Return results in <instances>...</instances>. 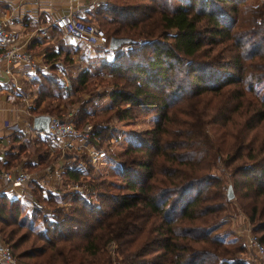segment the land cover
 Wrapping results in <instances>:
<instances>
[{
    "label": "trees",
    "instance_id": "1",
    "mask_svg": "<svg viewBox=\"0 0 264 264\" xmlns=\"http://www.w3.org/2000/svg\"><path fill=\"white\" fill-rule=\"evenodd\" d=\"M93 19L107 39L130 42L103 66L110 87L95 96L107 97L106 104L88 111L87 99L70 101L77 104L76 122L84 125L95 115L86 137L92 144L113 131L111 119L155 113L153 126L107 154L112 178L89 174L90 163L81 173L75 160L61 168L63 180L81 177L95 202L74 192L63 209L36 186L34 207L23 215L22 206L0 192V223L10 227L0 226L3 242L16 259H34L29 264H106L110 241L113 264H247L242 246L228 245L216 231L228 215L220 178L210 169L219 155L250 232L263 242L264 1L177 0L169 6L168 0H103ZM59 54L44 52L51 70ZM87 74L81 69L73 76V91L86 90ZM35 81L30 110L62 118L68 102L41 105L57 98L48 89L58 87L55 77L39 74ZM21 138L14 131L9 141ZM35 150L40 164L47 151ZM12 151L5 152L6 162ZM41 202L51 206L50 218L40 216L43 227L35 229ZM31 235L27 248L14 253Z\"/></svg>",
    "mask_w": 264,
    "mask_h": 264
},
{
    "label": "rangeland",
    "instance_id": "2",
    "mask_svg": "<svg viewBox=\"0 0 264 264\" xmlns=\"http://www.w3.org/2000/svg\"><path fill=\"white\" fill-rule=\"evenodd\" d=\"M102 1L103 0H100V5ZM176 1L177 0H168L169 6H172ZM245 1L252 5H259L264 0H245ZM99 22L97 21L98 24ZM101 27L103 26L101 25ZM73 39L74 38H71L70 40L68 39L65 42L67 44V46L65 45L67 48L68 46L71 47L70 50L66 48L67 50L65 52H61L59 54V57L57 58L58 63H55L56 64L55 67L56 68L58 67L60 71L57 72L54 69V72L47 74L55 77V81L58 87L52 84L48 87V89L50 90V93L52 95H58V96L57 98H52V97L44 98L43 101L41 102V105L43 106L46 104V102H49L51 105L59 103L60 106L61 104H64L63 102H68V104L65 105L67 110L65 113L62 114V118L68 119L71 123H74L76 129H80L83 125H82V121L76 122L78 117L76 111L77 104L74 105V103H70V101L73 102L77 98L87 99L88 103L86 104V110L88 111H91L93 108H96L98 110L104 104L107 103L108 101L107 97L98 98L95 96V94L99 90H103L110 87L109 84L107 85L104 84L108 82V74L104 70L103 66L106 64H110L112 62L113 55H116L117 53L114 52L113 50L108 49L107 45H94V46L87 45L85 47H81V46L78 47L75 43H72ZM72 48L76 49V54L75 52H73ZM124 48L125 47L122 46L120 47V50ZM81 69H85L88 72L86 78V85H87L86 90L73 91L72 88H74L75 85L73 81V76H75ZM69 82L70 83L72 82L73 86L71 88H68ZM261 84L264 85V83ZM90 96L92 98L91 100L88 99ZM49 115L57 116L55 112H51ZM94 116L86 117L83 121H86L85 122L86 124H90L93 122V120L96 119V117ZM155 118H156V114L151 113L145 116H138L133 120L124 121L121 123L120 122L116 123L114 122L113 119H111L109 122H107V124L110 127L115 126V128L113 129V131H111V133H109L108 131L104 133V135H102L103 137L94 139L95 142L94 144L88 141L87 138L84 139L88 146L100 152L99 156L96 158V161H94L93 163L89 161L87 154L83 151L84 148H82L83 146L82 142L84 140L78 139L76 141L74 140L75 138H68L64 141L67 147L64 148L63 151H61L59 145L60 142L54 143L48 137L39 139V137L37 136L28 135V133L27 134L21 133L22 138L20 139V143L13 142L12 143L13 146L10 147L11 150H13L12 152H14V154L13 155L11 154V156L7 157V162L5 167L1 166L0 170L10 171V172H16V171L26 172L30 176L34 184L33 185L32 183H30V188H29L30 192L31 190L33 191V189L36 190V186L41 187L42 189L40 190V192L38 191L36 192L37 193L43 192V194H49L50 196L53 197L54 201H57V205L63 207V209L68 205V198L74 192L81 193L84 196H86L88 199H91L92 201L95 202L94 195L92 194L89 195L88 194L89 190L86 191L84 187L85 185L82 182H80L81 177L79 178L78 182L74 181L77 183L78 188H71L69 186V180H63V177L60 175L61 168L66 165L72 166L70 164H72V162H74L75 160V163L80 164L75 167L81 170V173H84L89 167V165L86 163H90L91 169L87 170V172H90L89 174H98V173L106 174L107 176L112 178L113 176L111 175V170L109 169V167L112 166V163L108 160L109 156L107 154L117 153L125 146L132 144L135 139V135L138 132L153 126ZM26 126L27 123H24L23 127L25 128ZM39 140H43V142L40 143ZM69 143H72V145L68 146ZM18 144H23L21 150L17 149ZM36 148L40 151L43 150L47 151V156L44 158L45 160H42L40 164H36V157L34 155L36 153L35 150ZM60 160L63 163L62 166H58ZM17 164L19 165L16 166ZM48 167L51 168L50 169L51 171L48 170ZM210 172L220 178L221 182L219 189L223 194L222 200L224 201V209H225L224 214L228 215L227 221H225L223 225H221L216 231H218L220 236L223 238L224 242L227 243L228 245L242 246V250H243L242 258L247 264H257V261L255 260L254 252L251 249L247 248L244 244V237L248 232H250V224L248 223V219L245 216L242 209L240 208L238 200H236L234 197H232L229 200H226L225 198L226 189L227 186L230 185V183L227 177V173H226L227 171L224 168L219 155L215 157ZM38 182L39 183L43 182L42 186L44 187L40 186ZM46 184H51V185L46 186ZM111 190L112 191L120 190L121 192L127 191L124 188L117 189L115 187H113ZM231 192L233 194L232 188H231ZM36 206H39V210L37 211L38 213L36 218H34L33 225L35 229H39L43 227L41 224L40 216H44L46 220H48V218H50L49 214L51 211V206L45 202L36 203ZM30 209L31 208L21 207V211H22L21 213L23 215L24 214L29 215ZM0 226L2 227L3 231H7L10 228L9 226L6 227L2 226L1 223ZM224 229L225 231H223ZM22 231L23 229H19L17 233L19 234ZM254 235L257 237L256 234ZM32 237L33 236L31 235V237H29V239L26 242L22 243L15 250H13L14 253L22 250L23 248H27L29 244L28 241L31 240ZM0 240L3 242L1 238V233H0ZM39 242L40 241H38V243ZM260 242L264 245V241L263 242L260 241ZM106 247L108 249V251H106V254L108 252L109 256L111 257L110 261L108 260L106 264H113L115 253L112 251V248L114 247V243L110 241L106 244ZM12 256L14 257L15 263L17 264L18 263L29 264V262H32L34 260V259H24V258L16 259L15 258L16 256H14L13 254Z\"/></svg>",
    "mask_w": 264,
    "mask_h": 264
},
{
    "label": "crops",
    "instance_id": "3",
    "mask_svg": "<svg viewBox=\"0 0 264 264\" xmlns=\"http://www.w3.org/2000/svg\"><path fill=\"white\" fill-rule=\"evenodd\" d=\"M89 2L90 0H0V19L6 23L7 27L20 33L26 48L32 52L34 64L31 69L17 63L12 64L13 80L4 74L0 76V167L6 162L5 152L13 146L12 142L9 141V136L16 130L11 129L10 124L17 121L23 127L24 123L31 122L32 116L35 115L30 109L36 95L35 80L37 75H47L54 72V69L57 72L60 71L58 67L51 70L50 62L44 61V52L61 53L71 48L70 46L67 48L65 43L71 37L63 36L57 28L50 26L47 35L39 36L36 33L37 27L47 25L53 18L65 13H70L81 19H93L95 8L90 9L88 7ZM73 41L74 39L72 43L78 47L87 46L81 40L75 39ZM72 49L76 54V49ZM41 63H45L47 67L41 69ZM55 63H58V59L54 61V66ZM18 91L21 92V95L18 94ZM74 140L77 141V139ZM59 145L61 151L67 147L66 144ZM70 145L72 143L68 144V146ZM82 145L86 154L92 148L87 143H82ZM62 164L60 160L58 166H62ZM48 185L51 184H46V186ZM0 192L5 193L11 199H15L20 205L21 196L33 199L32 193L24 185L4 184L0 181Z\"/></svg>",
    "mask_w": 264,
    "mask_h": 264
},
{
    "label": "built area",
    "instance_id": "4",
    "mask_svg": "<svg viewBox=\"0 0 264 264\" xmlns=\"http://www.w3.org/2000/svg\"><path fill=\"white\" fill-rule=\"evenodd\" d=\"M99 5L100 0H90L88 3L90 9H94ZM50 26L57 28L63 36L81 40L89 46L107 45L108 39L104 35L102 28L98 26L94 19H81L70 13H65L53 18L49 24L37 27L36 33L39 36H45L47 35V30ZM14 63L31 69L34 66L32 52L26 48L25 42L22 40L20 33L7 27L6 23L0 19V76L1 74H4L10 80H13L14 77L11 65ZM40 67L41 69H45L47 65L41 63ZM18 94L21 95V92L18 91ZM10 128L22 132V134L28 133V135L37 136L39 138L48 137L54 143L60 142V144H65L64 141L68 138H75L77 140L86 139L91 126L90 124H84L80 129H76L68 119L48 114L46 131L32 129L31 122L29 121L25 128L19 125L17 121H13L10 124ZM84 141L82 143H86V141ZM99 153L98 150L90 148L87 152L89 161L91 163L96 161ZM78 165L80 164L76 163L74 167ZM31 180L30 176L23 171L10 172L0 170V181L4 184L24 185L30 190ZM38 184L42 186L43 182H38ZM69 186L71 188H78L77 183L74 181H69ZM21 205L25 208H33L34 201L31 197L21 196ZM244 244L254 252L257 264H264V245L257 239V237L248 232L244 237ZM0 264H17L15 263L14 257L8 246L1 240Z\"/></svg>",
    "mask_w": 264,
    "mask_h": 264
},
{
    "label": "water",
    "instance_id": "5",
    "mask_svg": "<svg viewBox=\"0 0 264 264\" xmlns=\"http://www.w3.org/2000/svg\"><path fill=\"white\" fill-rule=\"evenodd\" d=\"M129 42H130V39L127 37L110 36L108 37L107 48L118 53L120 52V47ZM47 121H48V114L46 113L33 115L31 118V127L32 129H35V130L46 131ZM49 169L50 167L48 168V170ZM225 197L226 199H231L233 197L230 185L227 186Z\"/></svg>",
    "mask_w": 264,
    "mask_h": 264
}]
</instances>
